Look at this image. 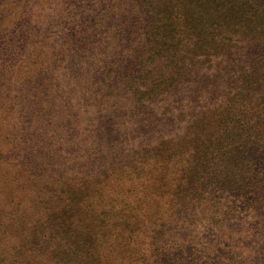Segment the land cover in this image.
Masks as SVG:
<instances>
[{"label": "rangeland", "instance_id": "1", "mask_svg": "<svg viewBox=\"0 0 264 264\" xmlns=\"http://www.w3.org/2000/svg\"><path fill=\"white\" fill-rule=\"evenodd\" d=\"M230 1L242 32L217 73L232 70V86L264 72V0ZM88 2L0 0V264H264V196L193 191L214 116H192L189 88L200 68L214 77V56L153 88L142 71L167 80L196 33L177 18L173 64L169 54L142 67L156 51L154 0H103L86 18ZM221 80L198 93L202 112L220 102ZM253 90L262 112L236 105L231 117L248 118L249 146L262 136L264 150V79Z\"/></svg>", "mask_w": 264, "mask_h": 264}, {"label": "trees", "instance_id": "2", "mask_svg": "<svg viewBox=\"0 0 264 264\" xmlns=\"http://www.w3.org/2000/svg\"><path fill=\"white\" fill-rule=\"evenodd\" d=\"M102 1L103 0H89V10L88 13L85 14V17L89 18L90 16H94L95 9L93 8L99 6ZM192 1L193 4L191 5ZM202 1H204V4L201 3ZM154 2L155 5L153 10L155 14L153 18L157 25L153 30L152 36L155 39L154 42L156 46L154 47L156 51L147 56L145 62H143L144 65L141 64L142 67H148L154 59L159 60L160 58L157 56L169 54L172 56V60H169V62L173 64V60L181 50V48H179L181 39L175 40V34L177 32L176 27L180 22L176 21L177 18L181 19L183 25L187 28L186 30L196 33L194 34L196 39L192 41L190 47L191 55L189 57V63L185 62L186 60L184 59L181 66H178L179 60H177L176 63L173 64L175 72H171V75H168L170 71L166 72L168 75L167 80L162 79L163 74H155L152 77L153 69L142 71V73L149 75L143 76L142 78L149 77L148 80L151 81V86H155L153 88H157L163 84L168 87L174 86L175 82H179L176 80L182 75V71H186L187 66L193 62L195 56L198 58L196 61L204 54H207L206 56H214L211 57V61L208 62V66L216 68L214 77L210 78L211 74L208 70L201 76L200 68L195 74V78L193 77L194 82L192 87L189 88L193 91V94L191 93L193 99H190V103H192L190 106V110H192L191 114H193L192 116L194 118L197 117L200 121L203 120V118H209L206 117L208 112H212L214 116V119H212L213 116H210L211 119L214 120V122L212 121V130H208L210 134L201 142L199 150L196 153V164L193 165L190 173L191 179L195 181L193 191L198 198H203L205 194L208 196L212 193L216 194L218 191L219 194L224 191H231V194L233 192L239 193L240 195L245 193L249 194L250 198L253 200V204L254 200H263L264 166L262 165V161L264 150L261 148L262 136H255L254 140L257 142L255 148H251L249 146L250 134L243 132L246 129L245 125L248 122V118L245 117L246 120H233L231 116L234 115L232 110L236 105L243 111L244 108L249 107V104H252L253 107L257 108L254 109V112L250 113L259 114V112H262V103L259 102L254 95L253 88L257 81H262L264 79V72L256 73L251 69L248 71L245 70L237 77H234L232 86H230L229 83L233 74L232 70L226 71L224 74L222 72L217 73L221 68V61L217 56H225L226 51L233 49L234 47L231 44L232 40L236 39L242 32L243 24L241 20L233 21L228 18L229 12L233 11L231 1L196 0L194 2V0H154ZM83 7L84 4L73 6L75 11H79ZM246 11L247 10L242 9L241 14H245ZM83 12L85 11H82V13ZM94 22L95 20H92L91 24ZM247 36L255 37V34L250 30ZM199 54H201V56ZM257 55L262 57L263 53H258ZM256 62L261 64V69L264 70V62ZM202 63H207L206 57ZM220 75L223 80H221L223 83L220 85V92L222 93L220 102L217 103V105H207L205 103L204 105H207L208 110L207 112H202L203 109L196 103V101L200 99L198 93L211 87L212 82L214 80L217 81ZM253 96H255L256 99H254ZM156 106L158 107L157 104ZM169 109L170 106H167L164 112ZM253 138L254 136L251 137V139ZM208 196L206 198H208ZM210 197L212 198V196ZM210 201H212V203H210L209 208L212 210L215 201L211 199ZM207 218L209 221H204V224H208L212 221L211 217Z\"/></svg>", "mask_w": 264, "mask_h": 264}]
</instances>
